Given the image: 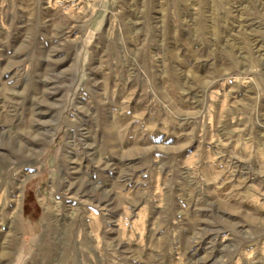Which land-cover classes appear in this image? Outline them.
I'll use <instances>...</instances> for the list:
<instances>
[{
	"label": "rangeland",
	"instance_id": "obj_1",
	"mask_svg": "<svg viewBox=\"0 0 264 264\" xmlns=\"http://www.w3.org/2000/svg\"><path fill=\"white\" fill-rule=\"evenodd\" d=\"M4 190L0 264H264V0H0Z\"/></svg>",
	"mask_w": 264,
	"mask_h": 264
},
{
	"label": "bare ground",
	"instance_id": "obj_2",
	"mask_svg": "<svg viewBox=\"0 0 264 264\" xmlns=\"http://www.w3.org/2000/svg\"><path fill=\"white\" fill-rule=\"evenodd\" d=\"M3 125V123H1ZM48 132V131H45ZM52 134V133H51ZM22 144V143H21ZM20 149V148H19ZM19 151V150H18ZM9 181V180H8ZM9 183V182H8ZM5 187V186H3ZM7 188V187H6ZM11 191V190H10ZM15 193V192H14ZM14 195H8L6 193V190H4L1 194H0V205L2 206L3 210H5L6 213H10L12 215V217L15 215L14 209H16V207L18 206L17 203V198L13 197ZM13 219H10V222H12Z\"/></svg>",
	"mask_w": 264,
	"mask_h": 264
}]
</instances>
